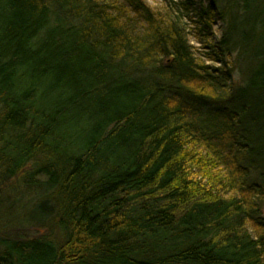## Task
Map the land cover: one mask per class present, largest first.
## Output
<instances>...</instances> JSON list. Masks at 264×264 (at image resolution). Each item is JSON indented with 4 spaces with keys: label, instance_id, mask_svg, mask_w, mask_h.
Instances as JSON below:
<instances>
[{
    "label": "trees",
    "instance_id": "obj_1",
    "mask_svg": "<svg viewBox=\"0 0 264 264\" xmlns=\"http://www.w3.org/2000/svg\"><path fill=\"white\" fill-rule=\"evenodd\" d=\"M160 1L0 0V264H264V0Z\"/></svg>",
    "mask_w": 264,
    "mask_h": 264
},
{
    "label": "rangeland",
    "instance_id": "obj_2",
    "mask_svg": "<svg viewBox=\"0 0 264 264\" xmlns=\"http://www.w3.org/2000/svg\"><path fill=\"white\" fill-rule=\"evenodd\" d=\"M147 1L151 5H157V4H159L161 2L160 0H147ZM215 31H216L215 37L219 38L220 37V32L218 31V26L215 28ZM29 233H30L29 236H38V235L43 233V230L37 229V228H30L29 229Z\"/></svg>",
    "mask_w": 264,
    "mask_h": 264
}]
</instances>
